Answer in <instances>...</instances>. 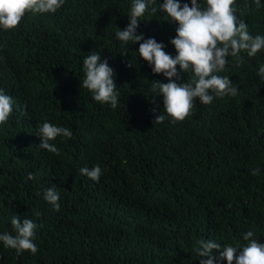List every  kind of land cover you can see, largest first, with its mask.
I'll use <instances>...</instances> for the list:
<instances>
[{
	"label": "trees",
	"instance_id": "obj_1",
	"mask_svg": "<svg viewBox=\"0 0 264 264\" xmlns=\"http://www.w3.org/2000/svg\"><path fill=\"white\" fill-rule=\"evenodd\" d=\"M130 5L65 0L53 14H26L0 32V88L15 99L0 125V232H12L13 215L38 225L37 253L17 257L0 245V264H200L194 248L202 238L244 244L251 229L264 241V83L256 76L264 51L242 54L239 64L229 58L220 75L238 85L235 97L197 99L183 121L154 123L151 110L162 109V99L151 102L153 85L167 81L136 59L138 43L114 36ZM234 7L251 34L264 35V7L252 0ZM141 21L138 31L174 55L175 25L159 12ZM92 50L114 69L116 108L79 87ZM44 120L73 133L57 137L58 155L37 146ZM94 164L98 181L79 172ZM48 187L60 192L59 211L42 198Z\"/></svg>",
	"mask_w": 264,
	"mask_h": 264
},
{
	"label": "clouds",
	"instance_id": "obj_2",
	"mask_svg": "<svg viewBox=\"0 0 264 264\" xmlns=\"http://www.w3.org/2000/svg\"><path fill=\"white\" fill-rule=\"evenodd\" d=\"M236 0H131L127 12L128 23L121 30L117 26L115 39L123 45L137 44L138 49L132 53L142 58L151 68L153 74H162L167 82L155 80L152 103L156 97L162 99V109L152 108L154 123L183 121L193 109L198 99L208 105L216 98L235 97L238 85L227 75L220 73L233 58L237 64L242 62V54L255 57L264 51V35H253L248 25L236 15ZM65 0H0V32L15 30L26 14L36 17L42 14H53L59 10ZM257 8L264 7L262 0H252ZM162 14V19L175 25V36L169 40L174 46L175 54L165 51L163 41L155 37H145L139 32L141 18L146 14ZM179 66V67H177ZM83 78L80 89L91 93L92 100L116 108L119 93L115 83L114 69L108 59H102L99 50L89 51L82 62ZM183 73H190V79H183ZM260 83H264V63L256 70ZM15 99L0 88V125L6 123L13 112ZM162 110V111H161ZM70 128L57 125L48 120L39 122L35 136L39 138V149L52 154H59L55 143L57 137L71 138ZM259 169H252L256 175ZM79 172L87 178L98 181L102 175L99 164L92 167H80ZM29 173L27 179H35ZM42 198L55 211L60 209V192L57 187L44 189ZM36 216L40 214L35 213ZM12 232H0V245L13 249L17 257L25 251L36 254L38 245L34 242L35 220L13 215ZM14 233V234H13ZM244 244H220L215 239H200L194 248L200 264H264V241L255 238L253 230L242 234Z\"/></svg>",
	"mask_w": 264,
	"mask_h": 264
}]
</instances>
